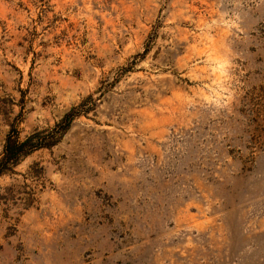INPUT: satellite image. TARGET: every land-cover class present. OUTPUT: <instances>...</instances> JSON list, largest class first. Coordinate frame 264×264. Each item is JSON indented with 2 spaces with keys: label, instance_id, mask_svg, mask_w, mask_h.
<instances>
[{
  "label": "rangeland",
  "instance_id": "1",
  "mask_svg": "<svg viewBox=\"0 0 264 264\" xmlns=\"http://www.w3.org/2000/svg\"><path fill=\"white\" fill-rule=\"evenodd\" d=\"M10 132L0 264H264V0H0Z\"/></svg>",
  "mask_w": 264,
  "mask_h": 264
},
{
  "label": "trees",
  "instance_id": "2",
  "mask_svg": "<svg viewBox=\"0 0 264 264\" xmlns=\"http://www.w3.org/2000/svg\"><path fill=\"white\" fill-rule=\"evenodd\" d=\"M71 118V113L68 112L62 118L61 123L67 127L71 121ZM35 135H37V133H32L29 136H26V138L22 141H19L18 136L14 135L12 132L6 135L2 156L0 158V173H2L8 165L16 164L20 156L43 146L40 141L32 140Z\"/></svg>",
  "mask_w": 264,
  "mask_h": 264
}]
</instances>
